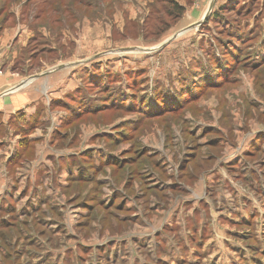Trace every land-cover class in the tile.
Returning a JSON list of instances; mask_svg holds the SVG:
<instances>
[{"label": "rangeland", "instance_id": "374dc122", "mask_svg": "<svg viewBox=\"0 0 264 264\" xmlns=\"http://www.w3.org/2000/svg\"><path fill=\"white\" fill-rule=\"evenodd\" d=\"M18 26L25 29L23 43L10 45L18 56L0 58V77L8 76L14 85L2 87L0 95H9L21 81L31 88L45 72L55 77L64 71L67 83L57 92H43L42 106L28 107L30 114L37 111L31 121L25 111L0 115L3 250L16 226L25 227L11 212L32 209L37 191L45 198V183L55 199L59 176L75 181L78 169L64 174L63 167H99L110 159L128 181L131 159L149 147L177 166L184 152H198L193 166L198 172L214 166V161L204 164L203 155L223 161L219 177L206 176L223 189L209 200L211 214L204 219L199 214L209 211L204 204L191 209L179 204L177 220L168 223L176 222L183 237L172 245L189 244L197 251L188 258L193 264H264V0H0V37ZM124 158L127 166L119 172L116 166ZM155 159L145 158L136 167L153 169ZM120 175L114 182L121 184ZM197 180L186 183L200 199L205 179ZM165 194L158 201L165 203ZM195 208L193 220H185ZM65 222L77 225L70 218ZM165 222L130 224L124 233L131 243L125 244H138ZM34 223L33 229H42ZM112 226L105 221L96 235L120 236L119 227ZM1 257L0 252V261L11 264ZM118 257L123 264L125 251ZM183 257L186 253L176 250L168 261ZM34 260L42 264L40 253Z\"/></svg>", "mask_w": 264, "mask_h": 264}, {"label": "flooded vegetation", "instance_id": "af4514ba", "mask_svg": "<svg viewBox=\"0 0 264 264\" xmlns=\"http://www.w3.org/2000/svg\"><path fill=\"white\" fill-rule=\"evenodd\" d=\"M213 140L211 141L212 143ZM216 143L219 148L218 141ZM144 149L149 152L147 148ZM153 151L154 153L151 156L154 157L161 153ZM197 154L198 152L187 153L188 156L184 155L183 161L178 166L176 164L172 165L165 155L161 156L164 168H161L160 165H153V169L140 170L139 177L137 178L133 174L131 175L128 169L127 172L130 175L128 181L123 179V174L120 175L115 170L111 172L103 171L104 174L102 176L106 179L102 180L98 174L105 166L92 168L90 172L94 174L83 176L81 173L86 171L83 170L82 166H79V174L75 177L77 181L70 182V178H68L66 184L60 183L56 185L55 189L57 188L58 192L55 199L52 195L54 193H50L49 195L50 190L47 186L49 183H45L42 186L45 198L39 197L40 192L37 191L35 194L36 199L32 200L34 202L37 201V204H34L32 209L29 207L21 215V210L18 214L17 210L10 213L11 217L15 216L17 223L21 219L22 221L19 223H22V226L25 227L21 228V225L19 227L18 225L16 226L17 229L5 240L6 247L4 246V250L0 245L1 259L9 260L11 264H36L39 261L34 260V254L40 253V262L42 264H117L120 259H118V253L121 249L125 251V261L122 263L127 264L128 261L130 262V257L133 258V255L130 253L132 250H129L125 244L131 243L129 242V238L125 237V235L129 234V232L124 233L125 228H128V231L131 227L130 224L132 226H155L152 223V220L157 218V216L154 218L155 211L166 213L168 209L171 211L173 208H169L168 205L170 206L169 201L172 198L173 201L175 200L174 197L165 194L164 200L166 202L162 203L156 198L159 194L172 190L176 191L177 194H184L187 191L185 188L187 185L186 181L192 182V180H197L198 176L197 181L199 182L200 180L203 181L209 174L216 176L219 173L221 169L219 165L223 161L220 160L219 156L216 159L214 155L210 157V154L203 155L201 158L204 164L205 162L214 161L212 170H207L206 168L200 172L193 170L194 163H196L199 156ZM205 158L207 160L204 161ZM189 160L192 161L188 162ZM204 164L202 165L204 166ZM125 168L126 165H122L120 170L124 171ZM115 174L120 175L122 179L121 184L119 181L114 182ZM164 177L173 181L171 185H165L168 179ZM216 177L219 176L217 175ZM85 185H90L91 187ZM215 190H217L216 187L212 191L207 190L206 198L211 199L215 195ZM174 202L177 205L176 215L181 213L178 208L179 204L180 206L189 207L185 199L179 202L178 198V201L175 200ZM70 203L73 205H70ZM162 217L159 216L160 219ZM66 218H70V221H77L76 227L70 223L67 224L65 222ZM188 218L193 220L191 216L185 213V220ZM44 220L51 223L47 222L45 224ZM34 221L37 223L36 226H41L42 229H33L35 227ZM105 221L113 223L112 229L119 227L121 235L114 236L109 231L106 236L96 235ZM53 222L58 224L56 225ZM99 222H102L100 223V227ZM176 224V222L174 224L168 223L167 220L163 224V228L158 229L156 232L154 231L152 235L147 236L148 238L145 237L139 241V247L136 249V252L139 254L137 258H133L134 262L132 264H192L188 261V258L190 255L196 256L197 251L193 253L189 244L182 247L172 245L173 241L175 242V237L176 239L177 237L178 239L183 237L177 234L176 230L178 229L175 228ZM53 227H56L59 236L57 238L54 236L55 230ZM165 231L175 234L172 239L168 240V243L164 240ZM42 233L48 236V238H43ZM111 233L115 232L112 231ZM115 237H120L121 239L118 240ZM67 238L70 240L69 244L66 242ZM88 239L91 241H88ZM159 240L165 243L160 244ZM168 244L171 247L169 251L164 248ZM5 248L11 251L7 252ZM176 250L179 253L184 251L186 257L181 258L177 262L165 260L164 257H172V254ZM0 264L4 263L0 261Z\"/></svg>", "mask_w": 264, "mask_h": 264}, {"label": "crops", "instance_id": "0c3cea01", "mask_svg": "<svg viewBox=\"0 0 264 264\" xmlns=\"http://www.w3.org/2000/svg\"><path fill=\"white\" fill-rule=\"evenodd\" d=\"M21 33L24 34L25 33V29L24 28H20V26H18L17 28H14V29H11V30H8L6 29L2 34H1V37H0V58L1 57H4L6 55H9V54H13V57H17L18 56V53L17 51H15V49H13L12 47H10L11 43H14L17 41V43L21 44L23 43L22 41V38H21ZM27 34V33H26ZM2 51V53H1ZM64 67V66H63ZM53 73V72H52ZM52 73L51 75H49V72H45L43 74V78L41 80V82L35 84L34 86L32 85L31 88H26L27 86L25 85L24 86V82H20L19 84H16L14 88H16V90H13L9 93V95H4V94H1L0 95V115L1 116H4V117H7L8 114H13V113H17V112H22V111H25V119L26 120H29L30 118L34 117L35 114H37V111L35 109V111H33L31 114L28 113L27 109L28 107L30 106H35V105H38V106H42V102H43V99H44V95H43V92L48 94L50 92V90H56V92L58 91V89H60V87H62V85H65L67 82L65 81V72L63 71V73L55 76V77H52ZM13 75V74H11ZM14 75H17V76H20V74H14ZM14 84H12V81L10 80V78L8 76H5V77H0V90L2 89V87H5L7 88L8 86H12ZM43 87V89L41 87ZM49 87L51 89H49ZM42 89V93L39 91ZM54 102V100H52ZM44 109H42V112H39V116L41 114L44 113L43 111ZM7 114V115H6ZM48 117H44V118H41L40 120V117H39V120L40 122L44 121V120H47ZM31 121V120H29ZM34 138L32 139H35V140H38L39 138L36 137L35 135L33 136ZM147 150H149L148 152V155L151 156V154L154 153L153 149L149 148V147H146ZM94 151V150H93ZM96 152V151H95ZM188 156L187 155V151L183 153L182 156ZM161 156H164V155H157V158L155 160H157L158 162L161 161L163 162V160L161 159ZM82 158V157H81ZM155 158V157H154ZM64 159V158H63ZM125 158L122 160L124 161ZM106 162L107 164L106 165H103L105 166V168L103 170H101V172L99 173V178H101L102 180H105L104 177L102 176L103 174V171H107V172H111L112 170H114V165H112L110 159H106ZM164 165V164H163ZM79 166H82L83 170L86 171V172H83L85 173V176L87 175H90V174H94L91 171L92 168H95L94 166H89V168H87V165H82L81 163H79V165L73 169H71V165H70V168L68 167H63L61 169V173H66V172H72V171H76L78 169ZM102 166V165H100ZM99 166V167H100ZM59 169L61 167H58ZM58 169V170H59ZM79 171H77L76 173V176L77 177ZM214 176V175H213ZM63 177L64 176H59V180L57 181V185L60 184V183H63V184H66V178H64L63 180ZM212 176H210L211 178ZM77 181V180H75ZM171 181V180H170ZM213 180H208L207 178H205V181H204V184H205V190L203 189V192H204V195H200V199H195L193 197L194 193H195V187L193 184L191 185H186L185 188H186V192L183 194V193H179L177 194L176 191L172 190V191H169L167 192L169 196L171 197H174L175 200L178 201V198L181 197L183 199H185L187 202H188V205H189V208H193L194 205H206L207 208H209V211H206V210H203L201 211L199 214L203 217L207 216V214H211V208H210V204H209V200L211 199H207L206 198V193H207V190H210V188H213L214 189V185H213ZM202 180L199 181V184H201ZM172 182L168 183L166 181V186H169L171 185ZM210 187V188H209ZM216 187V186H215ZM171 189V188H169ZM217 189V194L220 193V190L222 191L223 189L221 188H218L216 187ZM225 189V187H224ZM204 201H203V200ZM174 200V201H175ZM173 201V198L169 201L170 203V206L168 205L169 208L173 207L170 211V209H168V211H166V213L164 212H161V211H155L154 215L157 216V220H168L170 222H173V220H177L178 218V215H176V210H177V205H176V202ZM174 202V203H173ZM213 204H215V207L217 206V201H212ZM212 207V206H211ZM188 208V207H187ZM214 208V207H213ZM200 209V208H199ZM197 210V208H195V210H191V212H188L186 213V215L188 216H191V217H194L195 216V211ZM159 216H163L161 219L159 218ZM159 229H161V227H159ZM154 233V232H153ZM165 234V233H164ZM147 234H145V236H143V238H148L146 236ZM167 235H169L170 238L174 237V235L172 236V232H168ZM165 236V235H164ZM167 237V236H165ZM170 240V239H168ZM139 247V243L138 244H132V245H127V248L130 250H132V252H136L137 248ZM170 246H166L165 249H167L168 251L170 250ZM119 252H122V250L120 249ZM134 258V256H133ZM133 258L130 257V263L132 264L134 262ZM166 258L165 260H168V257H164ZM197 259H200L198 257H196ZM119 259V257H118ZM199 261H195V263H197ZM204 262V261H203ZM203 262H200L199 264H203ZM193 264V263H192Z\"/></svg>", "mask_w": 264, "mask_h": 264}, {"label": "trees", "instance_id": "16d2710c", "mask_svg": "<svg viewBox=\"0 0 264 264\" xmlns=\"http://www.w3.org/2000/svg\"><path fill=\"white\" fill-rule=\"evenodd\" d=\"M70 1V0H69ZM74 3H76V1L74 2ZM76 5V4H75ZM78 5H80V6H82L81 4H78ZM182 10V9H181ZM183 11V10H182ZM86 111H88V110H86ZM155 114H158V113H155ZM153 115V116H151V118L152 117H156V115ZM171 114V113H170ZM145 158H147L148 159V161L149 160H152L153 158H154V156H149L148 155V152L145 150V149H142L141 150V153L136 157V158H134V159H131V161H130V164H129V170H130V173H131V175L133 174L134 175V177H139V169L136 167V166H138V163H139V165L142 163V160L143 159H145ZM155 159V158H154ZM125 161H128V160H124L123 162H122V165H124L125 166ZM161 163V164H160ZM121 165V166H122ZM153 165H155V166H157V165H160L161 166V168H164V165H163V163L161 162V161H157V160H154V164ZM121 166H116V168H117V170L119 171V172H123V170H120V168H121ZM127 166V165H126Z\"/></svg>", "mask_w": 264, "mask_h": 264}, {"label": "water", "instance_id": "95a60500", "mask_svg": "<svg viewBox=\"0 0 264 264\" xmlns=\"http://www.w3.org/2000/svg\"><path fill=\"white\" fill-rule=\"evenodd\" d=\"M211 11H212V8H210V10L208 11V14H207V16L211 13Z\"/></svg>", "mask_w": 264, "mask_h": 264}]
</instances>
